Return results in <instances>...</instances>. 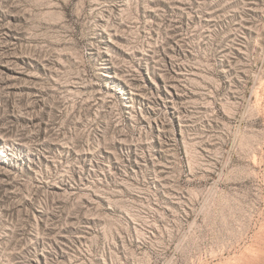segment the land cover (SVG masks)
Masks as SVG:
<instances>
[{"label": "rangeland", "instance_id": "1", "mask_svg": "<svg viewBox=\"0 0 264 264\" xmlns=\"http://www.w3.org/2000/svg\"><path fill=\"white\" fill-rule=\"evenodd\" d=\"M0 264H264V0H0Z\"/></svg>", "mask_w": 264, "mask_h": 264}]
</instances>
